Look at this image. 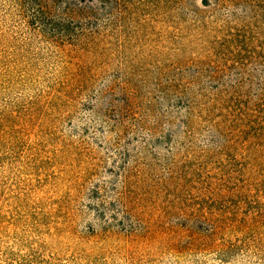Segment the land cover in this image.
Listing matches in <instances>:
<instances>
[{
	"label": "rangeland",
	"instance_id": "obj_1",
	"mask_svg": "<svg viewBox=\"0 0 264 264\" xmlns=\"http://www.w3.org/2000/svg\"><path fill=\"white\" fill-rule=\"evenodd\" d=\"M0 264H264V0H0Z\"/></svg>",
	"mask_w": 264,
	"mask_h": 264
},
{
	"label": "trees",
	"instance_id": "obj_2",
	"mask_svg": "<svg viewBox=\"0 0 264 264\" xmlns=\"http://www.w3.org/2000/svg\"><path fill=\"white\" fill-rule=\"evenodd\" d=\"M37 23L41 24V26L47 27V22L45 21L44 17L41 15L37 18Z\"/></svg>",
	"mask_w": 264,
	"mask_h": 264
}]
</instances>
